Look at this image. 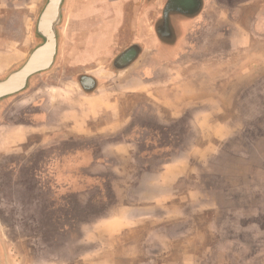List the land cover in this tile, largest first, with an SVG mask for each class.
Segmentation results:
<instances>
[{"label": "rangeland", "instance_id": "374dc122", "mask_svg": "<svg viewBox=\"0 0 264 264\" xmlns=\"http://www.w3.org/2000/svg\"><path fill=\"white\" fill-rule=\"evenodd\" d=\"M40 1L39 9L13 10L0 21V80L42 41L36 32ZM64 23L61 18L60 35ZM241 38L248 46L216 57L215 71L201 66L186 73L183 90L177 80L167 88L165 80L166 88L154 92L116 95L124 114L144 97H157L170 104L148 105L145 112L204 117L163 121L159 135L133 140L135 154H116L120 168L105 166L115 154L92 153L85 141H73L78 144L62 157L57 153L63 149L0 152V264H176L193 258L264 264V34L243 32ZM62 56L56 54L42 80L30 77L13 101L0 100V125L26 119L31 104L17 106L18 98H32L43 84L66 87L73 74ZM81 145L88 151L73 149Z\"/></svg>", "mask_w": 264, "mask_h": 264}, {"label": "crops", "instance_id": "0c3cea01", "mask_svg": "<svg viewBox=\"0 0 264 264\" xmlns=\"http://www.w3.org/2000/svg\"><path fill=\"white\" fill-rule=\"evenodd\" d=\"M31 1L0 0L1 23L9 20L13 10L34 5L39 9L41 1L37 0L32 6ZM168 2L64 0L61 18L66 23L57 37L56 54L59 56L62 52L67 72L73 75L65 82V88L43 84L34 94L32 92V98L27 95L18 98L17 106L30 103L31 108L26 109V119L22 122L1 123L0 152L19 153L22 149L23 153L33 150L56 154L58 149H63L57 153L62 157L68 154L71 145L85 141L90 144L92 153L115 154L112 159H103L106 167L117 169L123 163L116 159V154H135L137 150L131 148L133 140L159 135L167 125L162 124L163 121L204 119L202 114L184 116L183 113L181 118H174V114L145 112L144 107L148 105L170 104V100L154 96L144 97L133 105V112L129 109L124 114L116 95L125 93L132 97L154 92L159 85L166 88L162 84L165 80L169 82L167 88L172 87L170 82L177 80L180 84H176V88L183 90L187 85L186 73L202 71L201 66L206 67L203 71L209 74L215 71L212 64L216 57L230 55L232 48L248 46L241 38L243 32L264 34V0H174L170 5ZM20 17L25 18V15L20 14ZM17 52L19 54V49ZM196 58L200 63H195ZM44 73L34 75L39 80ZM75 74L79 75V81ZM69 89L72 94H78L75 99L67 92ZM66 93L71 99H64ZM37 96L43 99L35 102ZM10 97L2 101L7 100V104L12 100ZM39 112L46 114L45 120ZM157 122L164 128L155 129ZM35 130L38 132H33ZM33 135L36 138L31 140ZM75 147L73 149L80 154L88 151L84 145ZM113 214L116 216V212ZM101 261L92 264H104ZM195 261L200 264L195 258L191 262H171L194 264Z\"/></svg>", "mask_w": 264, "mask_h": 264}, {"label": "water", "instance_id": "95a60500", "mask_svg": "<svg viewBox=\"0 0 264 264\" xmlns=\"http://www.w3.org/2000/svg\"><path fill=\"white\" fill-rule=\"evenodd\" d=\"M63 1L45 0L36 21V32L42 41L30 51L23 63L0 80V100L21 92L31 76L52 67L57 52L56 28L62 17Z\"/></svg>", "mask_w": 264, "mask_h": 264}, {"label": "flooded vegetation", "instance_id": "af4514ba", "mask_svg": "<svg viewBox=\"0 0 264 264\" xmlns=\"http://www.w3.org/2000/svg\"><path fill=\"white\" fill-rule=\"evenodd\" d=\"M174 0H169L168 5L173 4ZM177 4V3H176ZM170 7V6H169ZM58 27V26H57ZM56 36L58 37V32H57V28H56ZM57 41V38H56ZM57 49H58V44H57ZM37 153V152H36Z\"/></svg>", "mask_w": 264, "mask_h": 264}]
</instances>
